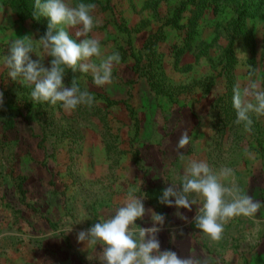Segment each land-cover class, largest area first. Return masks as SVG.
Listing matches in <instances>:
<instances>
[{"label":"rangeland","instance_id":"1","mask_svg":"<svg viewBox=\"0 0 264 264\" xmlns=\"http://www.w3.org/2000/svg\"><path fill=\"white\" fill-rule=\"evenodd\" d=\"M79 2L96 4L89 38L121 62L104 87L66 69V86L75 75L95 97L91 108L66 112L34 103L2 62L12 41L38 40L49 19L29 16L34 0H0V264H100V246L77 235L114 215L129 193L145 196L138 227L153 226L148 209L164 215L161 252L264 264V207L255 220L232 219L213 242L193 220L200 201L191 211L159 203L189 159L233 169L240 189L264 203V116L251 114L246 132L232 104L235 87L256 81L264 90V0H66ZM37 58L50 66L34 42ZM184 132L190 143L179 148Z\"/></svg>","mask_w":264,"mask_h":264},{"label":"clouds","instance_id":"2","mask_svg":"<svg viewBox=\"0 0 264 264\" xmlns=\"http://www.w3.org/2000/svg\"><path fill=\"white\" fill-rule=\"evenodd\" d=\"M96 7L94 3L79 2L71 6L66 0H34L32 19L39 21L40 17H47L46 33L38 40L29 35L15 39L2 61L9 70V78L13 81L19 78L32 88L30 95L34 103H59L66 112L81 105L89 108L94 105L95 97L87 88L81 90L75 75L70 86L64 84L66 69L73 74L90 72L97 87L113 83V69L120 64L121 55L114 51L105 56L100 41L89 38L96 26L91 14ZM68 29H76L75 35L84 38L77 42L70 37ZM34 42L52 58L49 67L38 58L32 59ZM232 104L236 112L235 123L243 124L244 130L250 133L253 130L251 114L264 116V90H260L256 81L250 82L243 91L235 87ZM2 105L3 93L0 92ZM189 143L187 132L182 133L178 147L183 148ZM180 159H185L183 153H180ZM144 198V194L129 193L114 215L80 231L78 242L94 248L99 245L100 264H208L207 260L195 255L180 258L173 251H160L157 233L161 228L157 225H163L164 215L148 209L153 226L141 228L135 223L146 214ZM198 201L201 203L193 217L195 226L213 242L223 239L225 225L232 219L248 217L255 220L257 212L264 207V203L255 201L240 189L233 169L222 167L217 171L206 161L189 159L181 183L164 189L159 203L191 211ZM176 215L186 219L179 211Z\"/></svg>","mask_w":264,"mask_h":264},{"label":"trees","instance_id":"3","mask_svg":"<svg viewBox=\"0 0 264 264\" xmlns=\"http://www.w3.org/2000/svg\"><path fill=\"white\" fill-rule=\"evenodd\" d=\"M25 12H29V11H25ZM29 16H31L32 17V15L31 14H29ZM244 37V36H243Z\"/></svg>","mask_w":264,"mask_h":264}]
</instances>
